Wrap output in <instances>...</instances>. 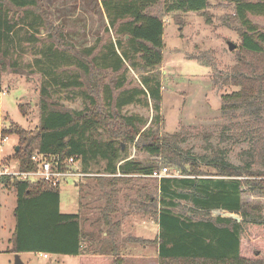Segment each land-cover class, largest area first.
Segmentation results:
<instances>
[{"label": "trees", "instance_id": "obj_1", "mask_svg": "<svg viewBox=\"0 0 264 264\" xmlns=\"http://www.w3.org/2000/svg\"><path fill=\"white\" fill-rule=\"evenodd\" d=\"M40 1L0 0L1 72L5 70L8 53L15 47L14 40L21 38L19 28L24 26L29 32L39 33L44 13L42 10L38 14L34 11L40 9ZM162 1L95 0L91 4L90 8L94 4L93 9H99L109 19V26L117 29V33L123 36L132 52H129L128 48L124 49L121 43H118L120 55L115 48L117 44H110L107 47L109 53L100 57L93 56L94 49L82 52L79 56H70L57 53L52 47H48L47 51H40V59L34 61L38 72L48 76L55 74L62 66H74L85 79L94 83L91 84L92 90L96 88L99 80L105 78L102 71L120 74L112 87L102 86L105 111L67 112L54 109L48 102L50 92L46 86L40 91L37 130L25 131L15 123L2 129L0 116V138L17 137L13 159L22 171L35 169L30 158L35 152H39L74 157L80 161L81 171L87 174L92 167L103 163V174L108 175L106 179L101 180L104 181L105 188L122 183L129 176L150 178L149 176L161 167L144 165L122 156L121 143H116L113 139L115 137L105 141L93 138V134L99 129H105V132L115 136L113 131H109L113 124L109 120L114 119L126 130L121 131L124 143H133L137 139L140 150L161 159L166 166L180 170L181 177L158 180L156 197L142 196L141 206L151 209L148 213L153 215L152 219L159 228L154 240L159 264H264V236L254 234L253 240L248 241L244 235L251 224H256V228L264 227V220L261 217L254 220L248 210L249 206L243 203L241 198L243 187L264 197V170H252L253 163L258 160L263 162L264 168V33L260 32L250 19L264 18V0H226L233 4L234 17L240 25L238 33L241 49L257 60L256 63H247L241 59L243 71L237 72L229 79L230 85L235 87L236 91L222 97L223 106L220 110L221 113L233 117L238 114L236 117L245 120L243 126L249 130L250 137L246 134L244 138L249 140L250 148L243 153V157L247 158L243 167L230 163L227 152L219 148L214 149L208 140L205 149H210L211 158L205 156L199 160L179 148V142L176 141L179 135L178 138L175 134L160 137L154 130L142 131L144 121L141 117L120 114L125 106L140 103V95L149 96L154 102V111L157 114L160 111L161 95L158 82L151 83L149 79L144 78L143 89L121 90L124 74L119 72L126 68L125 62H129L130 67L134 69L145 71L158 68L162 64L163 17L151 13ZM208 1L164 0L163 12H201L207 8ZM12 9L21 11L23 17L12 22L9 14ZM25 41L32 42L36 39L30 34ZM131 54L133 56H130ZM134 56L138 57V63ZM57 82V77L52 78L53 84ZM58 84L66 89L76 88L90 104L94 102L93 97L85 93V85L80 76L59 81ZM118 90L119 93L113 95V92ZM1 91L0 80V93ZM95 105L97 104L94 102ZM19 111L25 115L22 105L19 106ZM201 167L213 169L214 174L202 171ZM3 182L7 187H12L16 194V207L13 211L15 228L10 239V252L16 255L43 253L75 257L78 264H109L104 252L91 255L82 252L81 216L60 212L59 189H50L42 182L11 181L9 178H5ZM106 195L107 205L101 213L100 222L108 230L105 238L110 236L112 243L114 232L109 231V228L115 229L118 226L111 220V213L115 209L112 200L115 190L106 192ZM181 202L190 205L191 209L187 214L176 212ZM214 211L238 215L240 221L219 215L214 219L196 218L198 214L207 216ZM107 245L115 257L114 264H120L121 257L116 249L110 244Z\"/></svg>", "mask_w": 264, "mask_h": 264}, {"label": "rangeland", "instance_id": "obj_2", "mask_svg": "<svg viewBox=\"0 0 264 264\" xmlns=\"http://www.w3.org/2000/svg\"><path fill=\"white\" fill-rule=\"evenodd\" d=\"M93 1L95 0H41L40 9L34 11L37 12L36 14L41 10L44 13L39 33L29 32L24 26L19 28L21 38L14 40L15 47L5 59L7 61L5 70L0 71L2 129L15 123L25 131L35 132L39 126L40 91L46 86L50 92L48 102L54 109L67 112L105 111L102 86L112 87L120 74L102 71L105 78L99 80L96 88L92 90L91 84L94 83L85 79L80 70L74 66H62L55 74L48 76L39 73L34 65V61L41 56L40 51H47L48 47H52L57 53L70 56H79L82 52L94 49L93 56L98 57L109 53L107 47L110 44H117L115 48L119 55L121 50L118 49V43H121L124 49H130L123 36L117 33V29L109 26V19L99 9L94 10V4L90 8ZM164 3L163 0L151 10V13L163 17L162 64L158 68L145 71L140 68L134 69L130 67L129 62H125L126 68H122L119 72L124 74L121 90L143 89L144 78L149 79L151 83L158 82L161 95L160 111L158 114L154 111V102L149 96L140 95V103L125 106L120 114L141 117L144 121L142 131L154 130L160 137H170L175 134L178 138L179 135L176 140L177 143L179 142V148L199 160L205 156L211 158L210 149H205L208 140L214 149L219 148L227 152L230 163L243 167L247 159L243 157V153L250 148L249 140L246 139L247 137L244 138L246 134L250 137L249 130L247 131L243 126L245 120L236 117L238 114L233 117L221 113L220 110L223 106L222 97L236 91V88L230 85L229 79L237 72L243 71L240 65L241 59L247 63H256L257 60L241 49V38L238 33L240 25L234 17V6L226 0H209L207 8L201 12L165 14ZM9 14L12 22H16L24 15L15 9ZM250 19L252 24L264 33V18L250 17ZM30 34L34 35L36 41H25ZM229 44L234 45L235 49L230 50ZM129 52H132L131 49ZM134 57L138 63V57ZM45 65L47 66L46 63ZM79 76L85 85V93L92 96L97 105L94 106V102L90 104V101L79 94L76 88L66 89L58 84L59 81L79 78ZM56 77L58 82L53 84L52 78ZM119 91L113 92V95H117ZM20 105L24 107L25 115L20 113ZM111 111L116 113L113 109ZM109 121L113 123L109 131H113L115 136L105 132V129H99L93 134L94 139L105 141L115 137L113 139L116 143H121L122 156L144 165H155L161 167L160 169L166 167L170 176L181 177L180 170L166 166L161 159L140 150L137 139L133 143H124L121 131H126L125 128L114 119ZM17 140L16 136H10L3 147L1 156L7 165L17 163L13 159L14 151L11 150L16 147ZM7 155L10 157L6 158ZM103 169V163L92 167L89 170L90 177L78 183L79 189H76L70 181L59 189L60 212L81 216L82 252L85 255L104 252L105 258L109 259L108 263L114 264L115 257L111 253L110 246L107 245L110 244L119 255H122L120 264H159L157 246L154 242L158 228L152 219L153 215L149 214L151 209L141 206L142 196L156 197L158 179L134 176L115 186L105 188V183L101 180L108 176H104ZM200 169L214 174L211 168ZM252 170L263 171V162L255 161ZM112 190H115V197L112 199L115 209L111 213V220L118 226L115 229L109 228V231L114 232L111 243L110 236L105 238L103 235L108 233V230L103 227L100 217L107 205L106 192ZM15 196L12 187L1 190L0 211L3 216L4 214L7 216L2 222L4 227L1 231L3 238H0V264H15L17 256L9 250L15 224L13 216V207L16 206ZM241 198L243 203L249 206L248 210L254 220L259 217L264 220L263 196L243 187ZM189 209H191L189 204L181 202L176 212L187 214ZM217 215L229 217L228 213L214 211L207 216L198 214L196 218L214 219ZM234 216L240 221L238 215ZM255 225L251 224L244 234L248 241L254 234L264 236V227L256 228ZM142 245L146 246L145 250L141 248ZM19 257L22 264H62V260L63 264H77L74 257L49 255L48 259H42L27 253Z\"/></svg>", "mask_w": 264, "mask_h": 264}, {"label": "built area", "instance_id": "obj_3", "mask_svg": "<svg viewBox=\"0 0 264 264\" xmlns=\"http://www.w3.org/2000/svg\"><path fill=\"white\" fill-rule=\"evenodd\" d=\"M7 141L8 137L0 138V153L3 152V147ZM30 159L35 169L32 171H22L19 169L18 163L7 165V162H4V159L0 158V194L1 190L7 187L3 182L5 178H9L11 181L42 182L50 189H59L68 181L81 182L90 177L89 174L81 171L80 161L74 157L35 152ZM149 177L160 180L161 178L173 176L168 174L166 167H163L158 171H154ZM41 256L43 258L48 257L46 254Z\"/></svg>", "mask_w": 264, "mask_h": 264}, {"label": "crops", "instance_id": "obj_4", "mask_svg": "<svg viewBox=\"0 0 264 264\" xmlns=\"http://www.w3.org/2000/svg\"><path fill=\"white\" fill-rule=\"evenodd\" d=\"M17 146V145H16ZM15 148V147H14ZM14 148H12L11 150H13ZM2 154L0 153V158L2 159V156H1ZM13 154H11V156H12ZM10 157V155H7V157L6 158H9ZM89 175H90V173H88ZM104 176H108V175H104ZM117 176H120V175H117ZM129 177H134V176H129ZM84 181H85V179H84ZM82 182V181H81ZM70 183L76 188V189H79V185L80 184H78V183H80L79 181H70ZM68 184V183H67ZM62 187V186H61ZM60 187V188H61ZM59 188V189H60ZM15 207L16 206H14L13 207V211H14V209H15ZM6 214H4V216L2 215V211H0V238H3L2 236H1V231H3V227H4V224L2 223V222H4L5 221V219H6ZM14 220H15V218H14ZM140 220H142V219H140ZM157 225V224H156ZM14 228H15V224H14V227H13V231H14ZM157 228H158V225H157ZM158 230H159V228H158ZM13 233V232H12ZM104 236H106V234H103ZM157 235H158V232H157ZM156 235V236H157ZM143 250H145L146 249V246L145 245H142V247H141ZM27 254H30V255H36V256H38V257H41L42 259H48L49 257H47V258H43L41 255H44L43 253H27ZM41 254V255H40ZM120 254H123V253H120ZM19 255H21V254H19ZM18 255V256H19ZM49 256V255H48ZM120 256H122V255H120ZM63 257V256H62ZM65 257H69V256H65ZM75 258V257H74ZM122 258V257H121ZM77 260V259H76ZM124 260H125V257H124ZM126 262V261H125ZM124 262V263H125ZM61 263L63 264V260L61 261ZM77 264H78V262H77Z\"/></svg>", "mask_w": 264, "mask_h": 264}, {"label": "water", "instance_id": "obj_5", "mask_svg": "<svg viewBox=\"0 0 264 264\" xmlns=\"http://www.w3.org/2000/svg\"><path fill=\"white\" fill-rule=\"evenodd\" d=\"M229 49H230V50L235 49L234 45L229 44ZM17 149H18V148H17ZM228 215H229L230 218H233V219L237 220V217H236V216H234V215H232V214H228ZM15 264H22V262H21V260H20V257H19L18 255L15 257Z\"/></svg>", "mask_w": 264, "mask_h": 264}]
</instances>
